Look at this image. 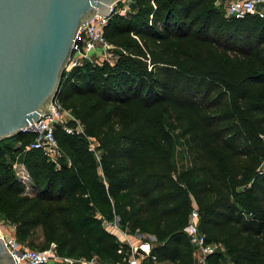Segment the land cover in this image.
<instances>
[{
  "label": "trees",
  "instance_id": "1",
  "mask_svg": "<svg viewBox=\"0 0 264 264\" xmlns=\"http://www.w3.org/2000/svg\"><path fill=\"white\" fill-rule=\"evenodd\" d=\"M214 2L133 0L111 15L114 64L62 74L55 100L80 130L56 126V163L27 149L29 131L0 143V219L19 244L55 243L52 264H119L117 222L154 240L148 264H192L195 207L217 245L205 264H264V18L227 19Z\"/></svg>",
  "mask_w": 264,
  "mask_h": 264
},
{
  "label": "water",
  "instance_id": "2",
  "mask_svg": "<svg viewBox=\"0 0 264 264\" xmlns=\"http://www.w3.org/2000/svg\"><path fill=\"white\" fill-rule=\"evenodd\" d=\"M117 1L0 0V140L51 113L79 27ZM257 170L264 171V158ZM0 264H15L1 237ZM192 264H205L197 250Z\"/></svg>",
  "mask_w": 264,
  "mask_h": 264
},
{
  "label": "built area",
  "instance_id": "3",
  "mask_svg": "<svg viewBox=\"0 0 264 264\" xmlns=\"http://www.w3.org/2000/svg\"><path fill=\"white\" fill-rule=\"evenodd\" d=\"M117 2H122V6L119 9L115 6ZM117 2L109 7L107 14L95 15L81 24L76 34L77 43L73 46V54L66 66L68 70L81 67L86 62L97 65H102L103 63L114 64L116 57L112 51L113 46L104 37V28L112 14H127L132 1L119 0ZM214 3L222 7L224 17L227 19L238 20L248 16L264 18V0H215ZM49 111L51 113L41 115L40 120L27 129V131L35 135L27 149H39L48 160L56 163L63 156L54 137L56 126L60 125L68 133L73 132V128L67 126L69 121L75 122L78 130H80V126L70 112L63 109L61 104L55 99L49 106ZM95 145L96 142H93L92 148ZM16 164L17 162H14L12 167L15 168ZM198 217V211L193 207L189 214L185 233L193 249L197 250L205 259L216 251L217 245L205 242L204 236L198 229ZM0 237L4 240L5 246L15 264H49L50 261L52 264L63 261L56 255L55 243H50L47 249L40 251L19 244L14 236L0 234ZM144 243L148 245L147 250L142 249L140 246L133 247L130 243H127L129 252L123 262L119 264H143L141 261L148 257L151 248L148 242ZM120 252L121 250H118V253Z\"/></svg>",
  "mask_w": 264,
  "mask_h": 264
},
{
  "label": "rangeland",
  "instance_id": "4",
  "mask_svg": "<svg viewBox=\"0 0 264 264\" xmlns=\"http://www.w3.org/2000/svg\"><path fill=\"white\" fill-rule=\"evenodd\" d=\"M128 1H133V0H128ZM115 6H116L117 9H119L122 6V2H117ZM113 50H114V47H113L112 51ZM66 71H68V68H66ZM5 142L9 143V144L10 143L13 144L14 143V138L13 137H9V138H5L4 140L0 141L1 144L5 143ZM13 169H14L13 171H14L15 176L18 179L22 180L21 179V176H22V172L21 171L22 170H21L20 166L19 165H15V168H13ZM24 181L27 184L26 185V189H25V193L28 194V195L29 194H33L34 190L31 188V185L27 182V180H24ZM106 228H107V230L113 232L117 236V238L120 239L119 241L125 242V243H130L133 247L140 246L142 249L147 250L148 249V245H147V243H144L143 240L147 241L150 247H151V243L154 241L151 237L145 236V235H141L139 233H135L133 235H128L126 232L120 230L117 222H115V223H107L106 224ZM8 229H9L8 228V223H6V222H4L3 220L0 219V234L5 236L6 232H7L6 230H8ZM34 235H35V240L39 241V239H40L39 238L40 237L39 230H36ZM22 245L25 246V247L31 248L27 244H22ZM140 259H142V258H140ZM141 262L143 264H144V262H145V264H148L147 259H144Z\"/></svg>",
  "mask_w": 264,
  "mask_h": 264
},
{
  "label": "crops",
  "instance_id": "5",
  "mask_svg": "<svg viewBox=\"0 0 264 264\" xmlns=\"http://www.w3.org/2000/svg\"><path fill=\"white\" fill-rule=\"evenodd\" d=\"M16 165H19L20 166V168H21V172H22V176H21V179H22V181L26 184V182L24 181V180H27V182L31 185V181H30V178H29V176H28V174L26 173V171H25V169H24V167H23V165L21 164V163H18L17 162V164ZM14 170V169H13ZM27 185V184H26ZM29 195H32V194H29ZM8 230H6L7 232H6V235L5 236H14V226L13 225H11V224H8ZM118 240H120V239H118ZM150 248V247H149ZM147 259V258H146ZM144 264H145V262H144ZM161 264H170L169 262H163V263H161Z\"/></svg>",
  "mask_w": 264,
  "mask_h": 264
}]
</instances>
